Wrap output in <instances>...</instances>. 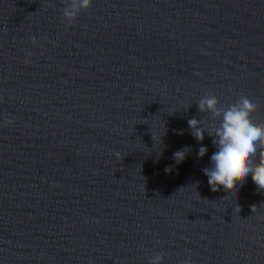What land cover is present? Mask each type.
I'll list each match as a JSON object with an SVG mask.
<instances>
[{"label": "water", "instance_id": "1", "mask_svg": "<svg viewBox=\"0 0 264 264\" xmlns=\"http://www.w3.org/2000/svg\"><path fill=\"white\" fill-rule=\"evenodd\" d=\"M67 2L0 0V264H264V190L211 191L187 124L264 123V0Z\"/></svg>", "mask_w": 264, "mask_h": 264}, {"label": "clouds", "instance_id": "2", "mask_svg": "<svg viewBox=\"0 0 264 264\" xmlns=\"http://www.w3.org/2000/svg\"><path fill=\"white\" fill-rule=\"evenodd\" d=\"M90 3L91 0H68L62 13L66 23L71 25ZM254 105V98L242 95L235 103L221 108L218 107L217 97L209 94L198 100L197 108L201 113H209L213 120L218 119V125L213 124L210 129H205L196 118L187 121L191 135L197 141L203 140L206 131L212 138L216 150L209 157L210 166L202 168V172L213 192L219 188H233L234 178L237 177L240 178L237 182L239 186L245 177H250L258 189L264 190V123H255L249 119V112ZM188 150V146H184L173 152L175 163L182 162ZM258 152L260 159L254 163L252 157ZM206 153L207 147L201 144L197 157L202 158ZM164 171L167 173L170 168L166 166ZM148 264H163L162 255L152 256ZM183 264H192L191 259L186 258Z\"/></svg>", "mask_w": 264, "mask_h": 264}]
</instances>
